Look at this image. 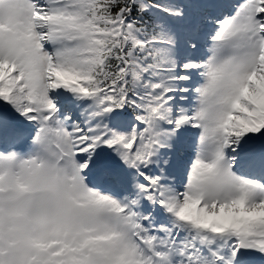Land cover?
<instances>
[{
	"label": "snow or ice",
	"instance_id": "6c2138e0",
	"mask_svg": "<svg viewBox=\"0 0 264 264\" xmlns=\"http://www.w3.org/2000/svg\"><path fill=\"white\" fill-rule=\"evenodd\" d=\"M0 264H264V0H0Z\"/></svg>",
	"mask_w": 264,
	"mask_h": 264
}]
</instances>
